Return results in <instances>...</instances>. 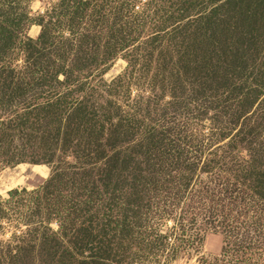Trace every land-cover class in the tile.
Listing matches in <instances>:
<instances>
[{"label": "trees", "instance_id": "1", "mask_svg": "<svg viewBox=\"0 0 264 264\" xmlns=\"http://www.w3.org/2000/svg\"><path fill=\"white\" fill-rule=\"evenodd\" d=\"M32 2L0 0V170L52 169L0 197V264L172 259L199 212L264 264V0Z\"/></svg>", "mask_w": 264, "mask_h": 264}, {"label": "rangeland", "instance_id": "2", "mask_svg": "<svg viewBox=\"0 0 264 264\" xmlns=\"http://www.w3.org/2000/svg\"><path fill=\"white\" fill-rule=\"evenodd\" d=\"M54 0H33L32 9L34 13H43L51 2ZM42 32L41 26H32L28 34L30 37L38 38ZM125 67L124 60L118 59L113 67L108 71L105 76L106 80L110 81L121 74ZM51 167L49 165H33L24 164L16 168H8L6 170H0V197L8 198L11 191L18 188H28L34 190L40 188L50 177ZM192 216H188L190 221ZM199 224L198 228L201 230V240L198 244L190 249L178 250L177 255L172 259H166L164 255L154 260L151 264H225L217 262L223 259V253L227 250V233L218 227L207 225L204 220L203 213L199 212V215L195 217ZM172 220H168L166 225L160 228L163 233H169L171 231ZM186 221L185 223H187ZM4 225L0 229V241H7L15 232L14 226L9 224L8 220H4ZM53 227L56 229L57 224ZM26 227H23V230ZM136 264H139L137 262Z\"/></svg>", "mask_w": 264, "mask_h": 264}]
</instances>
